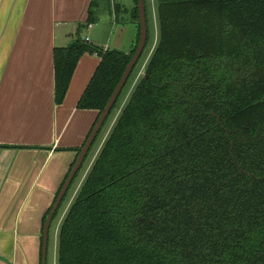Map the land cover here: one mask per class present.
<instances>
[{
    "label": "trees",
    "instance_id": "trees-1",
    "mask_svg": "<svg viewBox=\"0 0 264 264\" xmlns=\"http://www.w3.org/2000/svg\"><path fill=\"white\" fill-rule=\"evenodd\" d=\"M135 4L128 52L53 50L56 105L81 57L100 59L76 105L98 113L76 156L137 48ZM155 6L156 46L59 226L57 264H264V0Z\"/></svg>",
    "mask_w": 264,
    "mask_h": 264
},
{
    "label": "crops",
    "instance_id": "crops-1",
    "mask_svg": "<svg viewBox=\"0 0 264 264\" xmlns=\"http://www.w3.org/2000/svg\"><path fill=\"white\" fill-rule=\"evenodd\" d=\"M93 6L94 0H0V264H41L42 217L73 149L83 144L98 114L76 108L89 81L76 85L92 76L100 59L85 54L89 61L83 66L85 58L79 60L63 103L56 105L54 48L84 41L81 36L99 47L119 24L127 39L120 48L128 52L135 43L134 6L121 5L123 19L114 10L116 24L93 13L86 24ZM95 27L104 33L103 43Z\"/></svg>",
    "mask_w": 264,
    "mask_h": 264
},
{
    "label": "rangeland",
    "instance_id": "rangeland-1",
    "mask_svg": "<svg viewBox=\"0 0 264 264\" xmlns=\"http://www.w3.org/2000/svg\"><path fill=\"white\" fill-rule=\"evenodd\" d=\"M145 9H146V19H147V28H148V42L147 46L145 47L140 60L138 61L137 65L135 66L133 73L131 77L129 78L128 82L124 86L122 93L119 97V100L116 104L115 109L109 116L108 120L105 122V125L101 129V132L97 136L96 140L94 141L93 145L91 146L88 155L84 161V163L81 166V169H79L77 177L75 181L73 182L72 186L70 187L65 200L63 201L61 207L58 210V213L56 217L54 218L53 222L51 223L50 229H49V234H48V250H47V259H46V264H57V240H58V230L59 226L64 218V215L72 203L73 199L75 198V195L88 171L90 168L94 158L96 157L99 149L101 148L106 136L108 135L111 127L114 124V121L116 119V116L118 115L120 109L123 107V105L127 102L128 98L130 97L137 81L139 80L140 76L144 74V65L148 58L150 57L151 52L153 51L154 47L156 46V42L158 39V25H157V20H156V6H155V0H145ZM97 5L99 6L97 8ZM114 5H119V10L123 8L121 5L125 6L126 8L134 6L135 7V0H94V6L92 9L93 17L98 18L99 21H106L109 18L112 19L114 24H116L115 16H114ZM130 5V6H128ZM133 7V8H134ZM120 19H123L124 13H121L118 11ZM120 19L118 21H120ZM98 27H95L93 31H95L98 35H101L102 38L100 40L103 43V37L104 33H100L101 29L99 28L100 32L97 30ZM98 32H97V31ZM127 30V29H125ZM84 34L88 33L87 30H83ZM126 36V31H123L120 29V24L119 26L117 25L111 35H109V38L105 40L106 43L104 44H96L99 45V47L103 50H108V49H116L118 51H124L123 45L127 42V39L125 38ZM105 39V38H104ZM118 45V46H117ZM86 56V57H85ZM95 58L98 59L97 55H93ZM89 55H83L81 58H85L82 61V66L88 62L89 59H87ZM81 59V60H82ZM98 63V60H97ZM98 65V64H96ZM96 65L93 69V72L96 68ZM79 70V67H77ZM92 72V73H93ZM92 75V74H91ZM79 77V73L77 75ZM91 76L88 78H84L78 82L76 85L77 88H79L81 85H85L87 81H89ZM72 80V79H71ZM73 129V125L69 126L68 131H71Z\"/></svg>",
    "mask_w": 264,
    "mask_h": 264
},
{
    "label": "water",
    "instance_id": "water-1",
    "mask_svg": "<svg viewBox=\"0 0 264 264\" xmlns=\"http://www.w3.org/2000/svg\"><path fill=\"white\" fill-rule=\"evenodd\" d=\"M138 11H139V20H140V37H139V42L137 45V48L135 50L134 55L132 56L130 62L128 63L127 67L125 68V71L118 82L115 90L113 91L110 99L108 100L106 106L104 107L103 111L98 117V120L93 127L89 137L87 138L86 142L84 145L81 147L80 152L77 154L74 153L73 156V167L71 168L61 191L59 192L55 203L53 205V208L46 218V221L44 223L43 227V247H42V260L41 264H46V252H47V243H48V232L50 229L51 221L53 219V216L61 203L63 197L65 196L67 190L69 189V186L71 185L76 173L79 171L80 167L82 166L91 146L93 145L94 141L96 140V137L100 130L103 127V124L105 123L107 117L109 116L117 98L119 97L121 91L123 90L133 68L136 66L137 62L139 61L145 47H146V42H147V36H148V28H147V19H146V10H145V2L144 0H138ZM82 39L84 40L85 37L81 36ZM72 161V162H73ZM71 165V164H70ZM70 167V166H69ZM68 167V170H69ZM68 172V171H67Z\"/></svg>",
    "mask_w": 264,
    "mask_h": 264
},
{
    "label": "flooded vegetation",
    "instance_id": "flooded-vegetation-1",
    "mask_svg": "<svg viewBox=\"0 0 264 264\" xmlns=\"http://www.w3.org/2000/svg\"><path fill=\"white\" fill-rule=\"evenodd\" d=\"M74 164V163H73ZM73 167V166H72ZM71 167V168H72ZM71 170V169H70ZM70 172V171H69ZM69 172H68V174H69ZM68 176V175H67ZM65 182V181H64ZM73 182V181H72ZM64 184V183H63ZM63 186V185H62ZM70 187H71V185L69 186V189H70ZM61 189H62V187L61 188H59V190L57 191V193H56V195H55V197H54V200H53V202H52V204L50 205V206H48V208L45 210V213H44V215H43V217H42V230H41V237H40V242H39V254H40V262H41V260H42V247H43V227H44V223H45V221H46V218L48 217V215L50 214V212H51V210H52V208H53V205H54V203H55V200H56V198H57V196H58V194H59V192L61 191ZM69 189L67 190V192L69 191ZM67 192H66V194H67ZM65 194V195H66ZM65 197V196H64ZM63 197V198H64ZM62 202H63V199H62V201H61V203L59 204V206H58V208H57V210H56V212H55V214H54V216H53V219H52V221H51V223L53 222V220H54V217H56V215H57V213H58V210H59V208L61 207V205H62ZM51 226V225H50ZM48 234H49V232H48ZM47 250H48V243H47ZM46 259H47V252H46Z\"/></svg>",
    "mask_w": 264,
    "mask_h": 264
},
{
    "label": "built area",
    "instance_id": "built-area-1",
    "mask_svg": "<svg viewBox=\"0 0 264 264\" xmlns=\"http://www.w3.org/2000/svg\"><path fill=\"white\" fill-rule=\"evenodd\" d=\"M85 41H88V39H87V38H85Z\"/></svg>",
    "mask_w": 264,
    "mask_h": 264
}]
</instances>
